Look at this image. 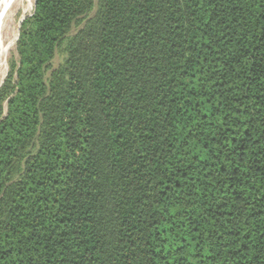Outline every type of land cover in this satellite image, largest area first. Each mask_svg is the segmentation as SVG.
Returning <instances> with one entry per match:
<instances>
[{
	"label": "trees",
	"instance_id": "16d2710c",
	"mask_svg": "<svg viewBox=\"0 0 264 264\" xmlns=\"http://www.w3.org/2000/svg\"><path fill=\"white\" fill-rule=\"evenodd\" d=\"M32 14L0 86V264H264V0Z\"/></svg>",
	"mask_w": 264,
	"mask_h": 264
},
{
	"label": "bare ground",
	"instance_id": "6f19581e",
	"mask_svg": "<svg viewBox=\"0 0 264 264\" xmlns=\"http://www.w3.org/2000/svg\"><path fill=\"white\" fill-rule=\"evenodd\" d=\"M33 8L34 0H0V40L2 33L7 32L12 37L10 43H14L18 36L17 32L21 21L32 12ZM18 13H20V17L17 25L15 17ZM1 53L0 51V86L5 76Z\"/></svg>",
	"mask_w": 264,
	"mask_h": 264
},
{
	"label": "rangeland",
	"instance_id": "374dc122",
	"mask_svg": "<svg viewBox=\"0 0 264 264\" xmlns=\"http://www.w3.org/2000/svg\"><path fill=\"white\" fill-rule=\"evenodd\" d=\"M32 13H33V10L24 19H26L27 17H31L33 15ZM19 17H20V13H18V15L15 17V21H16V24L17 25H18V22H19ZM22 21H21V23H22ZM19 27H20V25H19ZM18 30H19V28H18ZM17 34H18V32H17ZM11 38H12L11 35H8L7 32H3L2 33V38L0 40V51L2 52L1 55H2V58H3L2 61H3V66H4V67L3 66L2 67H3L4 73H5L4 74L5 75L4 76V79L7 76L8 61L11 59L12 56H15L16 57V55H15V44H16L17 41H15L14 43L11 44L10 43ZM59 62H60V58L57 56L55 58V60L53 61V63H52L53 68L57 67L58 64H59Z\"/></svg>",
	"mask_w": 264,
	"mask_h": 264
},
{
	"label": "water",
	"instance_id": "95a60500",
	"mask_svg": "<svg viewBox=\"0 0 264 264\" xmlns=\"http://www.w3.org/2000/svg\"><path fill=\"white\" fill-rule=\"evenodd\" d=\"M17 39H18V37H17ZM17 39H16V41H17Z\"/></svg>",
	"mask_w": 264,
	"mask_h": 264
}]
</instances>
